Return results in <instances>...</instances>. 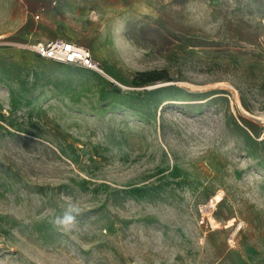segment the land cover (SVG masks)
<instances>
[{"label": "rangeland", "instance_id": "rangeland-1", "mask_svg": "<svg viewBox=\"0 0 264 264\" xmlns=\"http://www.w3.org/2000/svg\"><path fill=\"white\" fill-rule=\"evenodd\" d=\"M262 116L264 0H0V264H264Z\"/></svg>", "mask_w": 264, "mask_h": 264}, {"label": "built area", "instance_id": "built-area-1", "mask_svg": "<svg viewBox=\"0 0 264 264\" xmlns=\"http://www.w3.org/2000/svg\"><path fill=\"white\" fill-rule=\"evenodd\" d=\"M42 11H44V9H42ZM38 17L39 16H36V18ZM24 48L34 51L35 54L42 59L78 65L87 70L100 71V64L94 57L92 51L71 41L53 39L46 42H38L36 44H26ZM257 119L264 123V116ZM218 203L219 202L215 201V198H213L203 208L205 215L202 217V224L204 223L203 220L208 218V213L212 214L216 209Z\"/></svg>", "mask_w": 264, "mask_h": 264}, {"label": "clouds", "instance_id": "clouds-1", "mask_svg": "<svg viewBox=\"0 0 264 264\" xmlns=\"http://www.w3.org/2000/svg\"><path fill=\"white\" fill-rule=\"evenodd\" d=\"M75 209H69L65 212V214L62 217L57 218L56 223L62 226H69L74 223L76 217L73 215V212H75Z\"/></svg>", "mask_w": 264, "mask_h": 264}, {"label": "bare ground", "instance_id": "bare-ground-1", "mask_svg": "<svg viewBox=\"0 0 264 264\" xmlns=\"http://www.w3.org/2000/svg\"><path fill=\"white\" fill-rule=\"evenodd\" d=\"M161 114H162V113H161ZM221 193H222V192H221ZM221 195H222V194L219 193V195L215 197V201L219 202V201L221 200ZM222 196H223V195H222ZM213 203H214V200H213ZM207 216H208V217H211V213H208ZM234 234H235V233H234ZM231 246H232V245H231Z\"/></svg>", "mask_w": 264, "mask_h": 264}]
</instances>
